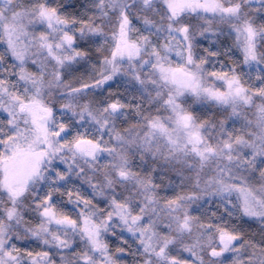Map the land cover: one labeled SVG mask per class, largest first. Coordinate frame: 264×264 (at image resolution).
Wrapping results in <instances>:
<instances>
[{
    "label": "snow or ice",
    "instance_id": "snow-or-ice-1",
    "mask_svg": "<svg viewBox=\"0 0 264 264\" xmlns=\"http://www.w3.org/2000/svg\"><path fill=\"white\" fill-rule=\"evenodd\" d=\"M222 25L244 65L264 63V0H0V264H117L118 227L135 264H264V68L255 91L243 70H207L233 46L200 55L198 37ZM94 55L92 83H69ZM188 95L240 130L201 121ZM29 238L47 250L17 246Z\"/></svg>",
    "mask_w": 264,
    "mask_h": 264
},
{
    "label": "trees",
    "instance_id": "trees-1",
    "mask_svg": "<svg viewBox=\"0 0 264 264\" xmlns=\"http://www.w3.org/2000/svg\"><path fill=\"white\" fill-rule=\"evenodd\" d=\"M61 2H66V0H48V3L52 6H57ZM76 2L79 3V2H82V0H76ZM79 10L80 9L78 8L76 11L79 12ZM220 27L224 28L225 35H221L219 37V39H216L215 37H209V38H214L215 40H221V39L225 38L227 36V34H226L227 33V27L223 26V25ZM77 28H79V25H77ZM73 31L76 32V29H74ZM70 34H72V33L70 32ZM76 35L78 37V32H76ZM198 39L201 41V43L198 44L197 51H198V54H201L203 52V49L205 48L206 41L208 39H205L202 37H198ZM96 46L97 45H95V44L85 43L83 40H80L79 37L77 38V47L80 50H88L89 48H91L94 52ZM93 65H96L95 55L93 56V59H91V60H87V61L79 60V61L75 62L73 64V67H75V68H78V67L88 68V67H91ZM68 82L74 83V81H72V82L68 81ZM90 83H92V81H90ZM109 83H111V82H109ZM216 83L219 84V82H216ZM109 91L121 93V94L125 95L127 98L131 99V94L126 92L123 87H117L116 85H113V87L111 89H109ZM103 98L104 97H97V99H103ZM182 99L186 101V103L184 104V107L188 108L193 113V115L198 117L201 121H205V120H215V121L226 120L227 121L226 127L230 131H239L241 126H242V123H243L242 121H237L235 117L228 119L229 114L223 112V109L220 108V106L215 105L211 101L197 100L195 97H192L191 95L183 97ZM255 100H256L257 104H259L261 102L259 98H255ZM58 106L59 105H57V107ZM229 112H230V110H229ZM257 178H258V175H257ZM252 182L255 184L256 181L253 180ZM170 195H171V193H170ZM73 198H75V196H73ZM58 199H63L64 201L67 202L68 197L59 196ZM68 207L70 208L68 213L70 215H72L73 218H75L76 212H78L79 209L77 208L75 211H73L72 209L74 206L71 204H68ZM33 223H35V221H33ZM259 228H260L259 223L253 222L249 227L250 231L248 229L245 231H249L253 234H256V239H259V235H258ZM116 231H117V235H119V233L121 232V228L118 227ZM117 235L113 236L111 233H109L107 236L106 242L109 245V249H110V252L112 253L113 257L117 260V264H121L120 261L118 260L119 257L121 256V253L118 252V248L114 244V241L117 239ZM17 246L21 247L22 249L32 250L33 252H40L43 250H47L46 248H44V246L40 245L39 241H36L33 238H29L28 240L17 241ZM56 259L59 260V257H56Z\"/></svg>",
    "mask_w": 264,
    "mask_h": 264
},
{
    "label": "rangeland",
    "instance_id": "rangeland-1",
    "mask_svg": "<svg viewBox=\"0 0 264 264\" xmlns=\"http://www.w3.org/2000/svg\"><path fill=\"white\" fill-rule=\"evenodd\" d=\"M80 11L82 10H79V12ZM233 40H234V37H230L228 35L221 40H215L214 38H209L206 41L205 48H212V50H219L221 53H223L228 46H233ZM213 41L215 42L214 44H213ZM3 47L4 45L0 44V50H2ZM200 55H206V53L202 52ZM209 60H210V63L205 66L208 71L213 70V65H215V70H220L221 63H223L225 65V68H224L225 71H227L228 68H235L238 73H241V70H243L241 74L244 75V79L247 82L246 87H251L252 90L255 91L256 88L262 86L260 84V81L257 79V76L260 74V69L264 68V63L260 65H256V64L244 65L242 53L238 49H236L234 46L232 47V51L230 55L210 57ZM91 68L92 66L88 68L78 67L77 69L79 70L69 75L67 77V80L70 82L74 81V83L77 80L90 83L91 79L89 78L88 73H90ZM4 116H6V113L0 112V119H3ZM58 119H59V116H58ZM66 187L67 189H79L80 194L82 196L86 198H90L91 189L88 187L86 183H83L82 181L76 180L74 183L68 184ZM62 191L64 190L62 189ZM75 194L76 193L74 191L73 196H75ZM64 197H67V195H64ZM58 198H59V195H57L56 197L57 201L63 200V199H58ZM64 202L66 204V207H64L63 210L69 212L70 206L68 207L67 202L66 201ZM93 203H95V201H93ZM247 229L250 231L249 225L246 224L245 230ZM120 233L119 235H117V239L114 241V244L117 246L118 249L124 248V253H121V256L119 257L118 260L120 261L121 264H135L133 255L131 253L135 251L138 241H136L132 237V235L128 233L126 230L123 231V238H121ZM125 241H127V243H125ZM184 255H187V254L185 253ZM226 264H229V262L226 261Z\"/></svg>",
    "mask_w": 264,
    "mask_h": 264
}]
</instances>
